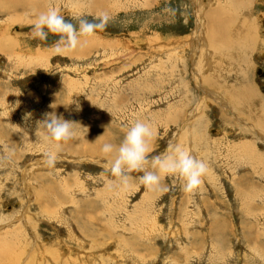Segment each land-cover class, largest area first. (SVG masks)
Listing matches in <instances>:
<instances>
[{
	"label": "rangeland",
	"instance_id": "rangeland-1",
	"mask_svg": "<svg viewBox=\"0 0 264 264\" xmlns=\"http://www.w3.org/2000/svg\"><path fill=\"white\" fill-rule=\"evenodd\" d=\"M50 6L74 24V15L110 20L61 55L55 35H30L31 19ZM230 12L253 20L249 40L225 57L210 47L211 22ZM209 48L220 71L202 65ZM236 54L246 62L226 67ZM257 70L264 0H0V157H9L0 161V264H264ZM237 87L252 99L236 100ZM51 112L75 122L76 137L49 170L35 131ZM135 120L155 130L150 155L171 144L205 162L195 194L171 177L148 191L142 172L125 188L105 171L114 156L105 158L103 144L119 145Z\"/></svg>",
	"mask_w": 264,
	"mask_h": 264
},
{
	"label": "clouds",
	"instance_id": "clouds-1",
	"mask_svg": "<svg viewBox=\"0 0 264 264\" xmlns=\"http://www.w3.org/2000/svg\"><path fill=\"white\" fill-rule=\"evenodd\" d=\"M72 20L77 23L66 20L57 7L50 6L31 19L30 35L33 39L44 41L51 33L58 37L54 52L69 54L78 47L87 46L98 31L107 27L110 17L102 12L93 17L92 21L83 15H74ZM75 124L58 117L55 112L45 113L44 118L37 123L35 135L48 146L43 154V165L46 169L55 168L63 146L76 137L73 127ZM155 135L150 122H132L119 145L103 144L101 151L105 158L114 156L110 160L106 159L105 171L114 177V182L125 188L129 186L132 173L142 172L140 184L148 191L158 190L162 179L171 177L179 182L184 193L195 194L207 171L205 162L193 157L182 147L171 144L165 153L150 155ZM7 159L8 156L0 157V161Z\"/></svg>",
	"mask_w": 264,
	"mask_h": 264
},
{
	"label": "bare ground",
	"instance_id": "bare-ground-1",
	"mask_svg": "<svg viewBox=\"0 0 264 264\" xmlns=\"http://www.w3.org/2000/svg\"><path fill=\"white\" fill-rule=\"evenodd\" d=\"M197 5H199V3H198V1H197ZM36 6V5H35ZM240 6V5H239ZM34 7V6H33ZM197 11H198V9L197 8H195ZM100 11V10H99ZM101 12V11H100ZM199 12V11H198ZM215 13V12H214ZM219 13V12H218ZM196 15L198 16L197 17V19L199 20V19H201V16H200V12H199V14L196 12ZM218 15V14H217ZM250 16H244L243 17V15H242V17L241 18H243V23L241 24V22L238 20V18L240 19V17L238 16V18L237 17H235V16H229V20L227 21V20H225L224 21V23L222 22L221 23V21H220V23H221V25L217 28V27H214L213 26V23H212V28L213 29H215V33L213 34V33H211L210 35V41H211V46H213L214 47V49H216V50H221L222 48L223 49H226V53H227V55L230 53V51H233V52H236L237 51V49H238V47H240V46H242V44H243V42H244V36H246V34H247V40H249V32H250V25H249V23L253 20H251L250 18H249ZM245 21V22H244ZM249 22V23H247V22ZM238 22V23H237ZM252 23V22H251ZM250 23V24H251ZM223 24V25H222ZM253 27H254V25H253ZM255 28V27H254ZM202 26L200 25V23H199V25H198V23H197V25H196V30H195V32H202ZM251 40V39H250ZM221 47V49L219 48V46ZM248 45V44H247ZM253 45V44H252ZM238 50H240V49H238ZM224 53V51H222V54ZM216 54V53H215ZM224 56V55H223ZM235 56V55H234ZM225 57H226V55H225ZM238 57V56H237ZM236 56H235V58L233 59V58H231V62H232V60L235 62L236 61V58H237ZM244 60V59H243ZM247 60V59H246ZM246 60L244 61V62H246ZM241 75V74H240ZM242 75H243V73H242ZM244 77V76H243ZM241 80V79H240ZM200 88H201V90L204 92V93H206L207 95H210L209 94V92H207L202 86H200ZM249 89V88H248ZM246 89H241V87H237L236 89H235V93L236 94H234L233 96L236 98V100L238 99V98H240L239 97V95L241 96H245V97H249L250 95H248L247 93L246 94H244ZM232 92V91H231ZM234 92H232V93H234ZM242 92H244V93H242ZM251 93V92H250ZM249 93V94H250ZM250 99H252V97L250 96ZM205 99H203L200 103H203V101H204ZM199 105V104H198ZM256 115V113L254 114V116ZM249 116V115H248ZM254 116H252V119L254 120L256 117H254ZM262 117V116H261ZM239 119V118H238ZM251 119V118H250ZM258 120H259V118H258ZM255 121H256V119H255ZM262 123V122H261Z\"/></svg>",
	"mask_w": 264,
	"mask_h": 264
},
{
	"label": "crops",
	"instance_id": "crops-1",
	"mask_svg": "<svg viewBox=\"0 0 264 264\" xmlns=\"http://www.w3.org/2000/svg\"><path fill=\"white\" fill-rule=\"evenodd\" d=\"M215 13H216V12H215ZM215 13H214V14H215ZM217 14H218V13H217ZM217 14H216V17H215L216 22H214V23L212 22V23L214 24V27H217V28L221 25L222 22L224 23L225 20L228 21V20H229V19H228L229 16H231V17L234 16V15L231 14V12H230V13H226V14H222V15H221V14H218V15H217ZM213 18H214V16H213ZM237 18H238V17H237ZM240 19H243V18L240 17ZM240 19L238 18L239 21H240ZM220 21H221V23H220ZM196 23H198V25H199V20H198V19L196 20ZM222 25H223V24H222ZM215 29H216V28H215ZM218 46H219V45H218ZM210 47H212V46H210ZM219 48L221 49L220 46H219ZM207 50H208V53H209V55H208V57H209V56H210V48L207 49ZM221 50L224 51L223 55H226V54H227V53H226V52H227L226 49H223V48H222ZM237 56H238V57H237ZM204 57H205V56H204ZM221 57H222V55H221ZM236 57H237V58L239 59V61H240V62H236V63H238V64H235V65L237 66V65L241 64L244 60H243L242 58H239V55H238V54H236ZM218 59H219V58H218ZM219 60H220V59H219ZM226 61H227V60H226ZM207 62H208V63H207ZM207 62L203 61L202 65H203L204 63H206V66H207L208 68L212 67V69L210 68L211 70L214 69V71H216V70L220 71V69L217 67V66H219V65H217V64L214 65V62H215V61H212V57H211V56L209 57V59H208ZM227 63H228V64H224V65H226V67H230V65L233 64V63H235V62L232 60V62H228V61H227ZM220 66H223V65H220ZM222 70H223V69H221V71H222ZM238 71H239L238 73L241 74V73L243 72V69H239V68H238ZM210 72H211L212 75L214 74L213 71H210ZM249 100H250V98H248V101H249ZM248 104L250 105L249 102H248ZM239 105H240V104H239ZM261 111H262V110H261Z\"/></svg>",
	"mask_w": 264,
	"mask_h": 264
},
{
	"label": "water",
	"instance_id": "water-1",
	"mask_svg": "<svg viewBox=\"0 0 264 264\" xmlns=\"http://www.w3.org/2000/svg\"><path fill=\"white\" fill-rule=\"evenodd\" d=\"M258 73H260V70H257ZM261 75H264V73H260Z\"/></svg>",
	"mask_w": 264,
	"mask_h": 264
}]
</instances>
